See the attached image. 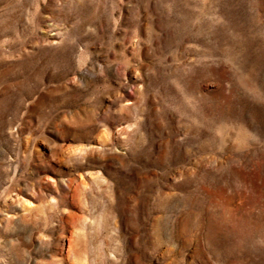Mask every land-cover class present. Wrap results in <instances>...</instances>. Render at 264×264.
<instances>
[{
  "label": "rangeland",
  "instance_id": "rangeland-1",
  "mask_svg": "<svg viewBox=\"0 0 264 264\" xmlns=\"http://www.w3.org/2000/svg\"><path fill=\"white\" fill-rule=\"evenodd\" d=\"M0 264H264V0H0Z\"/></svg>",
  "mask_w": 264,
  "mask_h": 264
}]
</instances>
